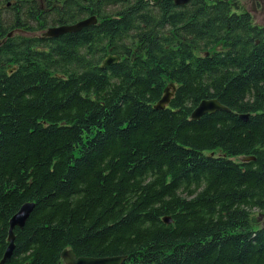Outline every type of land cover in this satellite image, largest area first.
<instances>
[{"label": "trees", "instance_id": "trees-1", "mask_svg": "<svg viewBox=\"0 0 264 264\" xmlns=\"http://www.w3.org/2000/svg\"><path fill=\"white\" fill-rule=\"evenodd\" d=\"M262 1L0 0V262L264 264Z\"/></svg>", "mask_w": 264, "mask_h": 264}, {"label": "water", "instance_id": "water-1", "mask_svg": "<svg viewBox=\"0 0 264 264\" xmlns=\"http://www.w3.org/2000/svg\"><path fill=\"white\" fill-rule=\"evenodd\" d=\"M152 4L157 5L160 0H150ZM191 0H176V4L179 6H183L187 3H189ZM97 24V19L95 17H92L90 19H87L85 21L79 22L72 26H62L57 28H50L48 32L44 35L46 38H52L56 39L59 38L65 34H73V33H79L86 27H90ZM120 61L119 57H109L103 67H109L117 62ZM174 90V86L171 85L169 88L165 91V96L162 98V100L157 105V109L163 110L167 105L170 103V99L172 97V94L170 93L171 90ZM217 112H229V110L225 107H223L218 101L211 100V101H204L199 105V107L194 111L192 114L193 120L197 121L200 120L205 115H212ZM34 205L33 204H26L24 205L20 211L12 218L10 222V229H9V235H8V242L9 246L8 249L0 262V264H5L8 260L11 259V257L14 254L15 250V233L14 231L16 229H22L28 218L30 217L32 211H33ZM165 222L169 223L168 220H165ZM61 257L65 264H123L127 257L119 256V257H109V258H83V257H77L75 253L72 250H64L61 254Z\"/></svg>", "mask_w": 264, "mask_h": 264}, {"label": "rangeland", "instance_id": "rangeland-1", "mask_svg": "<svg viewBox=\"0 0 264 264\" xmlns=\"http://www.w3.org/2000/svg\"><path fill=\"white\" fill-rule=\"evenodd\" d=\"M264 1H262L263 3ZM261 3V5H262ZM246 10L249 11L255 17L256 22L259 25H264V4L263 8L258 7L257 5H253L251 3L245 5ZM236 12V11H235Z\"/></svg>", "mask_w": 264, "mask_h": 264}, {"label": "flooded vegetation", "instance_id": "flooded-vegetation-1", "mask_svg": "<svg viewBox=\"0 0 264 264\" xmlns=\"http://www.w3.org/2000/svg\"><path fill=\"white\" fill-rule=\"evenodd\" d=\"M262 8H263V6H262Z\"/></svg>", "mask_w": 264, "mask_h": 264}]
</instances>
